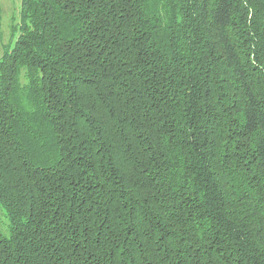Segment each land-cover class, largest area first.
Wrapping results in <instances>:
<instances>
[{"label": "trees", "instance_id": "1", "mask_svg": "<svg viewBox=\"0 0 264 264\" xmlns=\"http://www.w3.org/2000/svg\"><path fill=\"white\" fill-rule=\"evenodd\" d=\"M0 56V264H264V0H21Z\"/></svg>", "mask_w": 264, "mask_h": 264}, {"label": "rangeland", "instance_id": "2", "mask_svg": "<svg viewBox=\"0 0 264 264\" xmlns=\"http://www.w3.org/2000/svg\"><path fill=\"white\" fill-rule=\"evenodd\" d=\"M19 2L20 0H14L10 10L0 12V56L4 50H8L13 46L17 36L19 35V29L16 25L19 22L20 15ZM0 230L6 236L9 234L8 218L1 206Z\"/></svg>", "mask_w": 264, "mask_h": 264}, {"label": "crops", "instance_id": "3", "mask_svg": "<svg viewBox=\"0 0 264 264\" xmlns=\"http://www.w3.org/2000/svg\"><path fill=\"white\" fill-rule=\"evenodd\" d=\"M14 0H0V12L8 11L12 8ZM21 4V0L19 2Z\"/></svg>", "mask_w": 264, "mask_h": 264}]
</instances>
